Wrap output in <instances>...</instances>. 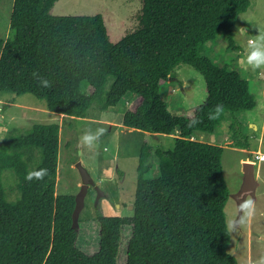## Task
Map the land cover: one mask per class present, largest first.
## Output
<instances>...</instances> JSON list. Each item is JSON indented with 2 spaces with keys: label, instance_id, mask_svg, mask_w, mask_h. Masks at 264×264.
<instances>
[{
  "label": "trees",
  "instance_id": "1",
  "mask_svg": "<svg viewBox=\"0 0 264 264\" xmlns=\"http://www.w3.org/2000/svg\"><path fill=\"white\" fill-rule=\"evenodd\" d=\"M57 1L14 0L9 35L0 37V90L30 93L73 118L94 101L106 109L128 97L125 127L177 136L172 151L142 143L133 213H97L98 248L90 253L77 245L75 196L56 193L59 124L13 129L0 145V174H14L19 196L7 200L0 181V264H238L228 251L223 146L194 135L214 132L225 111L232 129L241 128L238 114L257 103L249 79L203 53L218 34L228 49L239 48L234 27L250 0H140L136 27L118 39L102 14H54ZM181 63L204 77L207 94L174 114L159 91L170 80L180 84ZM152 157L158 174L146 178ZM41 168L43 180L25 179Z\"/></svg>",
  "mask_w": 264,
  "mask_h": 264
},
{
  "label": "rangeland",
  "instance_id": "2",
  "mask_svg": "<svg viewBox=\"0 0 264 264\" xmlns=\"http://www.w3.org/2000/svg\"><path fill=\"white\" fill-rule=\"evenodd\" d=\"M13 2L0 0V37L4 39L10 31ZM139 8L140 0H58L53 13L102 14L112 37L118 39L134 30L137 24L135 12ZM234 28L239 48L228 49L224 35L218 34L203 46V53L210 56L215 64H227L249 79L257 103L254 108L238 114L246 121L241 128L236 126L232 129V117L225 111V118L214 132L197 131L194 137L223 146L222 169L230 192L224 207L230 233L228 251L235 256L238 264H264V161L255 158L256 150L264 152V67L253 70L246 63L249 41L264 35V0H250L248 9L239 14ZM175 71L180 84L176 80L168 81L159 93L172 113L185 114L205 101L206 82L188 64H179ZM113 80L108 77L105 89H109ZM128 100V97H124L106 109L94 101L86 116L73 118L49 110L43 99L30 93L17 95L0 90V145L6 142L15 128L23 131L34 123H57L60 135L56 193L75 197L80 193L82 180L75 166L77 162H81L89 172L92 182L88 184L77 218L80 220L77 245L90 253L98 248L97 213L120 216L133 213L142 143L172 151L173 137L177 136L176 133L151 134L125 127L122 117ZM100 127L105 128L106 133L97 146L89 149L80 144L86 133L95 132ZM239 143L247 145L239 147ZM150 162L151 168L146 172V178H154L158 174L157 159L152 157ZM0 181L7 200H15L19 194L15 188L14 174L4 171L0 174ZM96 188L103 192L97 204ZM248 200L254 203V213L250 217L243 207Z\"/></svg>",
  "mask_w": 264,
  "mask_h": 264
},
{
  "label": "clouds",
  "instance_id": "3",
  "mask_svg": "<svg viewBox=\"0 0 264 264\" xmlns=\"http://www.w3.org/2000/svg\"><path fill=\"white\" fill-rule=\"evenodd\" d=\"M249 49L248 55L246 57V63L253 70L264 67V35H258L257 38L249 41ZM40 83L43 87H50L49 81L46 79H41ZM221 110V106H217V112ZM106 133V129L103 127L97 128L95 132L86 133L80 141V144L88 147L89 149L94 148L98 145L100 138L104 136ZM48 175V170L45 168H41L35 171H29L25 177L27 181L32 180H43ZM243 207L248 210V216L250 217L254 213V203L251 200H248L244 203ZM230 227H235L234 225H230Z\"/></svg>",
  "mask_w": 264,
  "mask_h": 264
},
{
  "label": "water",
  "instance_id": "4",
  "mask_svg": "<svg viewBox=\"0 0 264 264\" xmlns=\"http://www.w3.org/2000/svg\"><path fill=\"white\" fill-rule=\"evenodd\" d=\"M81 175L82 180V187L80 193L75 197V207L73 209L72 218H73V224H77V218L80 213V210L83 207V200L84 196L87 192L88 184L92 182L91 176L89 172L86 170V168L81 164V162H77L75 165ZM97 189V196L95 200V204H97L100 197L103 195V192H101L98 188Z\"/></svg>",
  "mask_w": 264,
  "mask_h": 264
},
{
  "label": "built area",
  "instance_id": "5",
  "mask_svg": "<svg viewBox=\"0 0 264 264\" xmlns=\"http://www.w3.org/2000/svg\"><path fill=\"white\" fill-rule=\"evenodd\" d=\"M255 158L257 160H264V152H261L260 150L259 151H256L255 152Z\"/></svg>",
  "mask_w": 264,
  "mask_h": 264
},
{
  "label": "crops",
  "instance_id": "6",
  "mask_svg": "<svg viewBox=\"0 0 264 264\" xmlns=\"http://www.w3.org/2000/svg\"><path fill=\"white\" fill-rule=\"evenodd\" d=\"M261 72V71H260ZM171 81V80H170ZM238 119H239V121L241 122V124H242V126H244L245 125V123H246V121H244L241 117H238ZM201 137H202V135H201ZM227 142H228V140H226ZM229 142H231V141H229ZM243 149H245V148H243ZM256 151H259V150H256ZM261 151V150H260ZM259 161H264V160H259Z\"/></svg>",
  "mask_w": 264,
  "mask_h": 264
}]
</instances>
